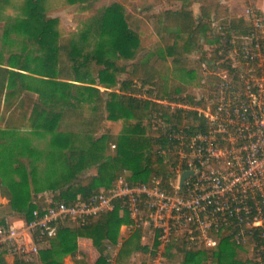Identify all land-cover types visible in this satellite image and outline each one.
I'll return each instance as SVG.
<instances>
[{"label": "trees", "instance_id": "trees-1", "mask_svg": "<svg viewBox=\"0 0 264 264\" xmlns=\"http://www.w3.org/2000/svg\"><path fill=\"white\" fill-rule=\"evenodd\" d=\"M90 1L68 0L83 9L90 8ZM195 1L200 4L198 14L189 2L153 15L163 45L145 55L140 29L129 21L125 7L118 1L100 9L81 34L72 37L56 30L57 19L48 16L45 0H25L26 16L12 25L27 35L24 51L11 53L8 63H4L0 51V120L15 128L54 131L57 137L65 133L73 139L80 133L90 140L88 148H70L62 158V169L44 178V189L54 200L74 203L87 199L112 187L120 177L130 184H150L159 179L163 188L173 190L170 182L176 156H164L161 149L171 146L172 137L181 130L192 134L207 129L206 118L195 107L207 106L213 97L215 77L209 76L207 83L202 84L205 89L200 97L195 91L186 92L184 86H168L167 59L170 57L180 68H187L190 61L200 65L209 57L197 60L191 54L202 48L206 39L215 45L210 58L220 59L219 50L225 42L251 29L245 17L232 16L220 0ZM10 3L11 0H0V10ZM216 19L219 23L214 27ZM10 31V27L0 26V44L9 38ZM90 36L95 39L93 47ZM202 39L205 40L201 43ZM28 72L36 75L40 84L32 82L33 76ZM117 85V90L102 98L99 86L112 89ZM157 99L188 107L172 108ZM86 104L89 113L83 110ZM120 120H124V127L115 134L112 128ZM157 120L164 125L157 127L158 134L150 133ZM104 122L110 127L100 137H94L105 127ZM110 145L115 148L112 156L108 154ZM93 167H97V173L87 174ZM28 179L26 173L19 182H4L0 177V193L9 198L13 211L31 221L38 201L30 197ZM127 220L129 215L121 214L117 206L82 224L63 221L57 234L40 247V261L16 253L9 263L5 257L9 250L0 247V264H66V255L77 258L78 254L82 259L73 264H112L108 246L118 243V231ZM143 231L138 229L123 241L115 255L117 263L127 262L134 252L148 251V245L142 243ZM79 237L92 242L97 259L92 260L80 249ZM159 247L156 238L152 253ZM237 248L248 249L237 245L230 234H223L214 248L189 247L184 240L176 239L166 246L164 254L168 258L182 256L181 264H203L209 259L220 263L226 255H232L229 264H246L237 257ZM248 260L264 264V254L260 262Z\"/></svg>", "mask_w": 264, "mask_h": 264}, {"label": "built area", "instance_id": "built-area-1", "mask_svg": "<svg viewBox=\"0 0 264 264\" xmlns=\"http://www.w3.org/2000/svg\"><path fill=\"white\" fill-rule=\"evenodd\" d=\"M245 19L249 33L225 42L220 59L209 56L200 63L203 83L215 77L213 97L206 107H195L206 118L207 129L192 134L181 130L172 137L171 146L161 149L164 156H176L172 191L163 188L159 179L130 184L120 177L112 187L74 203L54 200L45 192L31 221L0 223V247L25 256L37 254L63 221L82 224L119 206L133 226L160 241L157 258L151 255L146 264H163L162 250L176 239L189 247L209 249L218 246L223 234L248 247L260 262L264 254V11L248 6ZM157 101L172 108L188 107ZM185 171L192 173L181 188ZM122 243L115 245L120 249ZM138 257L140 251L122 264H145Z\"/></svg>", "mask_w": 264, "mask_h": 264}, {"label": "rangeland", "instance_id": "rangeland-1", "mask_svg": "<svg viewBox=\"0 0 264 264\" xmlns=\"http://www.w3.org/2000/svg\"><path fill=\"white\" fill-rule=\"evenodd\" d=\"M115 1L123 4L126 14L129 17V21L131 23L135 22L139 27L141 40L143 46L145 47V55L146 53L152 52L154 49H161L163 45L160 34L158 33L155 25L154 14H157L166 8H179L181 6H185L189 2L193 3L192 9L198 14L200 7V4L195 0H91V6L89 9L81 8L79 3L69 4L68 0H45V7L48 11V16L57 19V31L66 36L78 37L100 9L111 5ZM220 1L229 7L231 15L235 17H245V10L251 5L264 11V0ZM24 4L25 0H11L9 5L0 10V26L7 28L10 27L11 30L9 38L4 42L2 41L0 44V51L2 52V59L4 60V63H8L7 58L11 53H21L24 51L23 47L25 46V39L27 35L12 28L15 21H18L26 16ZM218 23L219 20L216 19L213 22L214 27L217 26ZM204 40L205 39H202L201 43ZM181 41L182 40L179 39V43H181ZM90 43L93 47L95 44L93 36H90ZM202 45V48L196 49L191 54V56L197 60L205 59L214 54V44L207 42L206 39V42H203ZM29 75L33 76L32 79H30L32 82L37 85L40 84L38 80H35L36 75L31 73H29ZM166 79L168 86H184L186 88V92L192 93L195 91L199 97L202 96L203 88L205 89V86L202 85L204 78L198 62L193 63L190 61L187 68H180L176 67L172 63L171 58L168 57ZM136 82H139L138 79ZM118 88L119 85L110 90H117ZM83 110L86 111V113H89L90 107L88 104L83 106ZM157 121L158 122L156 123L158 124L155 127H151L150 133L158 134L157 127L160 128V126L164 125L162 121ZM124 124V120H120L116 123L112 128L113 133L119 134L123 129ZM104 125L105 127L101 128L94 135V137H100L106 132V129L110 127L109 124L105 122ZM0 129L3 132L0 133V177L4 182H19L22 181L25 173L28 174L29 179L27 185L30 189V197L31 199L40 202L41 200L39 197L47 192L44 189L46 186L44 181L46 175L53 173V171H60L62 169V158L69 152L70 148H88L90 145V140L80 133H77L73 139L65 133L63 136L57 137V133L54 131H35L26 126H19L15 128L12 124L7 126L6 123L1 120ZM114 149V145H110V148L108 149V154L110 156L114 154ZM97 171V167H93L88 170L87 174H96ZM19 219L24 220L23 215L13 211L9 204V198L0 193V223L18 222L20 221ZM138 229L144 230L142 243L148 245L147 247L149 248L146 252L140 251V257H138V260H143L146 264L151 255L153 258H157L155 253L159 250L158 248L151 254L154 249L155 239L148 230L137 228L133 226L131 221L127 220V222L120 227L117 238L124 241L126 238L133 235ZM80 238L81 237L77 239L78 242ZM44 245L45 244H41L40 246ZM89 245V242L88 244L83 243L82 247L89 253L90 258L95 260L99 255L96 252V249L92 246L89 247ZM111 246V249H107V253H109L111 257V263L122 264L117 263L115 259V255L117 254L119 247L116 245ZM16 253L25 258L40 261L38 253L25 256L19 252L8 251L5 257L9 263L13 261ZM164 253L165 250H162V258L160 259L163 264H181L183 261V257L180 255L168 258V256ZM237 257L247 261L246 264H253V262L248 259H255L249 248L247 250L237 248ZM76 259H82V255L78 254L77 258H74L71 255H66L63 260L66 264H73L76 262ZM231 259L232 255H226L221 259L220 263L209 259L203 264H229Z\"/></svg>", "mask_w": 264, "mask_h": 264}, {"label": "crops", "instance_id": "crops-1", "mask_svg": "<svg viewBox=\"0 0 264 264\" xmlns=\"http://www.w3.org/2000/svg\"><path fill=\"white\" fill-rule=\"evenodd\" d=\"M163 1H166V0H163ZM195 13H196V11H195ZM100 89H101L100 95L102 96L103 99H105L107 97L108 92L111 91V90H110V88H106V87H102V86H100ZM88 242L90 243L89 247L90 246L93 247L92 242L89 239H87V238H80V240H79L80 249L83 250V251H85L86 253H88V252L85 249H83L82 244L83 243L88 244Z\"/></svg>", "mask_w": 264, "mask_h": 264}, {"label": "water", "instance_id": "water-1", "mask_svg": "<svg viewBox=\"0 0 264 264\" xmlns=\"http://www.w3.org/2000/svg\"><path fill=\"white\" fill-rule=\"evenodd\" d=\"M191 171H185L180 177V187L183 188L186 178L191 174Z\"/></svg>", "mask_w": 264, "mask_h": 264}]
</instances>
